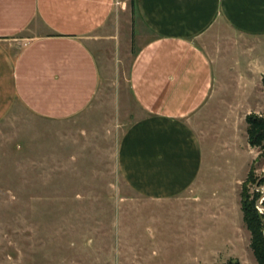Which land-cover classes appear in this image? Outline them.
Returning a JSON list of instances; mask_svg holds the SVG:
<instances>
[{
	"label": "rangeland",
	"instance_id": "obj_1",
	"mask_svg": "<svg viewBox=\"0 0 264 264\" xmlns=\"http://www.w3.org/2000/svg\"><path fill=\"white\" fill-rule=\"evenodd\" d=\"M120 1L89 42L101 71L90 107L58 122L16 107L0 123V264H256L240 197L251 168L264 177L245 122L264 116L263 74L243 66L253 44L225 27L207 43L212 55L221 48L229 85H215L196 119L202 174L180 197L146 199L123 180L117 158L144 116L129 75L151 34L131 0ZM251 51L256 60L263 53ZM238 81L249 85H230Z\"/></svg>",
	"mask_w": 264,
	"mask_h": 264
},
{
	"label": "crops",
	"instance_id": "obj_2",
	"mask_svg": "<svg viewBox=\"0 0 264 264\" xmlns=\"http://www.w3.org/2000/svg\"><path fill=\"white\" fill-rule=\"evenodd\" d=\"M121 2L0 0V123L16 107L57 122L88 109L101 85L89 42ZM135 7L151 34L129 75L144 116L123 136L118 167L135 193L168 201L199 181L204 150L196 119L215 85H229L221 48L212 55L207 46L218 28L263 52L256 60L249 46L243 66L264 77V0H135Z\"/></svg>",
	"mask_w": 264,
	"mask_h": 264
},
{
	"label": "trees",
	"instance_id": "obj_3",
	"mask_svg": "<svg viewBox=\"0 0 264 264\" xmlns=\"http://www.w3.org/2000/svg\"><path fill=\"white\" fill-rule=\"evenodd\" d=\"M132 15L136 12L135 0H131ZM264 93V77L261 80ZM247 141L252 149L260 150L258 159L264 160V116L249 115L245 119ZM264 177L255 176L251 168L241 191L243 223L250 235V248L256 264H264ZM263 209L262 211L259 209Z\"/></svg>",
	"mask_w": 264,
	"mask_h": 264
}]
</instances>
